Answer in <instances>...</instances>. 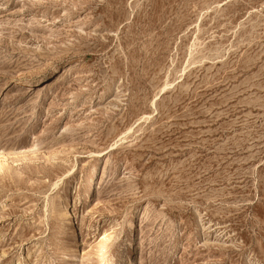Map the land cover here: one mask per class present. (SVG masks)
Instances as JSON below:
<instances>
[{
	"label": "rangeland",
	"instance_id": "obj_1",
	"mask_svg": "<svg viewBox=\"0 0 264 264\" xmlns=\"http://www.w3.org/2000/svg\"><path fill=\"white\" fill-rule=\"evenodd\" d=\"M0 264H264V0H0Z\"/></svg>",
	"mask_w": 264,
	"mask_h": 264
},
{
	"label": "bare ground",
	"instance_id": "obj_2",
	"mask_svg": "<svg viewBox=\"0 0 264 264\" xmlns=\"http://www.w3.org/2000/svg\"><path fill=\"white\" fill-rule=\"evenodd\" d=\"M60 205H61V207L63 206V202H62V201L60 202ZM64 209H65V208L62 207V209H61V211H60V212H61V213H60L61 216H64V215H65V214H64ZM66 217H67V216H66Z\"/></svg>",
	"mask_w": 264,
	"mask_h": 264
}]
</instances>
